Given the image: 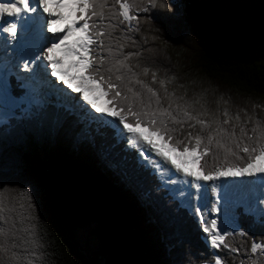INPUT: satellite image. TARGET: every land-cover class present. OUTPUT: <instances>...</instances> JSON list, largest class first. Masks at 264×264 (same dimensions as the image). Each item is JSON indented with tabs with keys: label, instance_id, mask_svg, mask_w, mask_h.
I'll return each instance as SVG.
<instances>
[{
	"label": "snow or ice",
	"instance_id": "1",
	"mask_svg": "<svg viewBox=\"0 0 264 264\" xmlns=\"http://www.w3.org/2000/svg\"><path fill=\"white\" fill-rule=\"evenodd\" d=\"M170 2L2 0L0 124L15 130L54 121L76 131L77 139L88 141L101 158L110 155L111 138H119L121 147L126 141L127 148L135 150V169L147 171V165L159 174L158 188L175 184L172 177L180 174L191 178L186 182L192 189L203 191L206 184L201 181H238L224 186L225 195L239 187L248 193L246 199L233 205L225 202L223 208L212 202L209 208L194 204L189 193L188 214L197 218L213 250L205 257L207 264H264V240L250 238L245 246L239 239L248 233L240 229L243 213L238 211L243 207L258 213L264 230V105L253 102L250 109L233 112L228 101L221 108L217 100L211 108L205 94L169 90L173 77L158 78L157 71L141 65L140 52L125 51L123 33L139 22L135 13H148L157 5L170 11ZM69 37L75 39L68 43ZM101 97L104 106L97 103ZM108 163L119 168L118 160ZM247 178H258V197L250 187L256 181ZM137 179L135 170L121 174L129 186ZM14 187L12 181L0 179V264H44L45 245L33 222L34 195L21 198L13 191L3 198L5 189ZM19 190L25 191L22 185ZM212 194L216 195L215 187ZM221 212L223 227L212 218Z\"/></svg>",
	"mask_w": 264,
	"mask_h": 264
},
{
	"label": "trees",
	"instance_id": "2",
	"mask_svg": "<svg viewBox=\"0 0 264 264\" xmlns=\"http://www.w3.org/2000/svg\"><path fill=\"white\" fill-rule=\"evenodd\" d=\"M169 9L135 13L139 22L123 33L125 51L140 52L141 65L158 78L173 77L169 90L205 94L211 108L217 100L221 108L228 101L233 112L264 105V0H171ZM111 139L110 155L101 158L76 131L54 121L15 130L0 124V179L15 185L2 196L34 195L44 264H207L212 250L188 210L157 187L149 170L135 169V150ZM113 159L118 169L109 166ZM134 170L135 184L123 183L121 174ZM238 211L245 246L250 238L264 240L259 222ZM88 226L98 242L91 256L75 238Z\"/></svg>",
	"mask_w": 264,
	"mask_h": 264
},
{
	"label": "bare ground",
	"instance_id": "3",
	"mask_svg": "<svg viewBox=\"0 0 264 264\" xmlns=\"http://www.w3.org/2000/svg\"><path fill=\"white\" fill-rule=\"evenodd\" d=\"M8 19H12V18H8ZM48 35L51 36L52 34L49 33ZM0 36L2 37V39H4V34L0 33ZM73 39H75V37H69L68 43H71ZM164 173L168 174L167 172H164ZM176 178H177L178 190H180L181 192H184L185 200L189 199V193H191V198L193 199L192 194L194 195L195 194L194 192L197 189H192L190 187V184L186 182V181H191V178L184 177L182 174L177 175ZM247 179L249 181H253V180L256 181V184H250V187L252 188L253 197H258L259 191L257 190V187H256V185H258V178H247ZM199 183H201L202 185H205V183H209L208 188H209V194L211 195V199H207V195H206L207 191L198 190L200 194H199V197L197 198H199V204L201 206L207 204L208 207L210 208L212 202H218V207L223 208L225 206V202H227L229 205L237 204L242 199H246L248 196V193L239 187H234V188L227 190V195H225V192H226V189L224 187L225 185L238 184V181H233L231 178H221L220 180L209 181V182L201 181ZM213 187H215L216 189V195L212 194ZM212 218H217L218 220L223 222V212L214 215Z\"/></svg>",
	"mask_w": 264,
	"mask_h": 264
},
{
	"label": "rangeland",
	"instance_id": "4",
	"mask_svg": "<svg viewBox=\"0 0 264 264\" xmlns=\"http://www.w3.org/2000/svg\"><path fill=\"white\" fill-rule=\"evenodd\" d=\"M0 2H2V0H0ZM62 11H66V10L65 9H62ZM2 41H3V39L0 36V43H2ZM72 95H77V94L73 93ZM104 102H105V98L104 97H101V98H99L97 100V103L100 104L101 106H104ZM117 140L120 141L119 138H117ZM124 143H125V148L127 150H134V149H128L127 148L126 141H124ZM144 167L147 170H149L152 175H155L157 177V179H158V181H159L160 184L162 183V181L159 179V174H154L153 173V170L150 169V168H148L147 165H145ZM163 174H164L165 177H167V175H168L166 173H163ZM176 177L177 176H175L174 178H176ZM175 180H176V183L175 184L167 183V184L164 185V187H161V188L164 189L170 197H172L174 200L178 201V203H179V205L181 207H184L190 213L192 211V209L187 207V203H188V200L189 199L188 200H185V194H184V196H180L179 195V193L181 191L178 190V187H177V178ZM205 184H206V191H207L206 192L207 193L206 194L207 195V199H211V195L209 194V188H208L209 187V183H205ZM194 193H195L194 195L192 194L193 199L191 198V200H193V203H199V198H197V197H199V194L200 193H199L198 190H195ZM240 209L243 210V207H241ZM243 212L246 213V214H248V215H250V216H253L254 219H255V221L256 222H259L258 213L245 212L244 210H243ZM193 218L196 221L197 218H195V217H193ZM223 226H224V223L221 222V227H223ZM92 228H93V226H88V227L82 228L80 230H77L75 232V238L77 240V243H78L79 247L83 251H85L87 253V255H89V256L93 255L97 251V248H98V242H97V240L91 235ZM205 242L207 243L206 240H205ZM207 245H208V243H207ZM208 246L211 249L210 245H208Z\"/></svg>",
	"mask_w": 264,
	"mask_h": 264
}]
</instances>
